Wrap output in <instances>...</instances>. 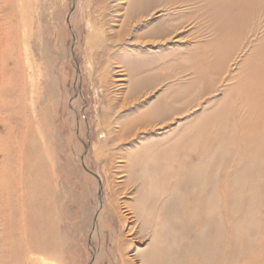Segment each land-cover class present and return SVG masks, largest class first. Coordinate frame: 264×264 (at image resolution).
<instances>
[{"label":"rangeland","instance_id":"rangeland-1","mask_svg":"<svg viewBox=\"0 0 264 264\" xmlns=\"http://www.w3.org/2000/svg\"><path fill=\"white\" fill-rule=\"evenodd\" d=\"M127 1L0 2V204L13 208L18 230L24 226L27 264H154L147 260L153 236L138 234L133 213L143 205L137 178H149L153 191L164 185L167 194L174 191L176 181L164 169L171 167L177 149L166 140L190 119L214 110L235 82L227 81L202 99L199 110L167 126L148 124L131 137L119 136L126 122L138 120L171 86L190 80L168 81L125 99L132 81L147 74L144 67L152 66V73L163 77L171 69L163 66L172 64L167 58L172 50L181 47L175 57L183 59L185 51L214 38L208 29L199 32L190 24L194 35L184 44L138 39L160 13L135 24L126 19L124 27ZM257 74L264 77V68ZM2 174L9 175L7 181ZM34 205L53 211L52 230L61 243L54 254L35 247L42 218L32 214ZM253 211L254 222L243 228V237L256 242L264 229V204ZM217 219H210L207 230L214 231ZM120 239L125 241L119 250Z\"/></svg>","mask_w":264,"mask_h":264},{"label":"bare ground","instance_id":"bare-ground-1","mask_svg":"<svg viewBox=\"0 0 264 264\" xmlns=\"http://www.w3.org/2000/svg\"><path fill=\"white\" fill-rule=\"evenodd\" d=\"M19 1L0 0L8 5ZM125 3L124 27L126 19L135 24L160 13L153 26L138 35V39L151 38L155 44L164 46L184 44L183 40L192 35L187 29L190 24L199 32L208 29L214 38L196 45L197 49L185 51L181 55L183 59L175 57L181 47L172 50L167 55L172 64L163 66L171 69L166 72L160 69L165 72L161 74L163 77L155 70L152 73V66L144 67L147 74L136 84L132 81L125 99L139 93L145 95L168 81L187 76L190 80L171 86L138 120L126 122L119 136L131 137L139 126H167L182 119L189 111L199 110L204 97L219 91L227 81L235 80L215 102L214 110L190 119L166 140L170 148L177 149L171 167L164 169L165 175L170 173L176 181L174 191L172 188L167 194L165 185L153 191L152 182H146L149 178H137L143 203L142 210L133 212L135 222L139 223L138 234L148 232L153 236L147 260L154 264H264V229L256 242L243 237V228L254 222L253 210L264 204V77L257 74L264 68V34L257 40L264 32V0H129ZM236 69L238 72L233 75ZM206 143L210 145L206 147ZM223 161H226L224 166ZM6 165L10 168L9 162ZM222 171L225 175H220ZM34 175L39 183V174ZM8 177L1 175L6 181ZM30 196L36 199L35 192ZM30 207L33 215L40 214L42 218L36 225L39 242L35 247L42 253H56L61 243L53 234V211L36 205ZM215 216L219 217L218 223L212 225L214 231L210 232L206 227ZM108 220L112 224L111 215ZM123 241H119V250ZM25 246L24 226L18 230L13 208L0 204V264H27ZM154 252L162 255L158 257Z\"/></svg>","mask_w":264,"mask_h":264}]
</instances>
